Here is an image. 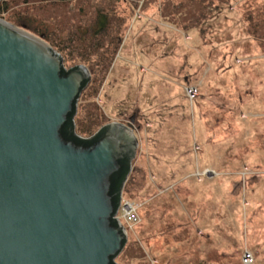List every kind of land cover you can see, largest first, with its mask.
<instances>
[{
    "label": "rangeland",
    "instance_id": "obj_1",
    "mask_svg": "<svg viewBox=\"0 0 264 264\" xmlns=\"http://www.w3.org/2000/svg\"><path fill=\"white\" fill-rule=\"evenodd\" d=\"M114 3L121 42L78 101L76 133L136 115L122 199L139 220L115 261L245 264L250 253L249 264H264V0H215L191 30L163 17L165 0ZM60 55L67 69L89 70ZM93 103L101 119L82 132Z\"/></svg>",
    "mask_w": 264,
    "mask_h": 264
},
{
    "label": "water",
    "instance_id": "obj_2",
    "mask_svg": "<svg viewBox=\"0 0 264 264\" xmlns=\"http://www.w3.org/2000/svg\"><path fill=\"white\" fill-rule=\"evenodd\" d=\"M63 69L43 37L0 18V264H117L127 241L114 187L136 115L88 144L67 136L91 75Z\"/></svg>",
    "mask_w": 264,
    "mask_h": 264
},
{
    "label": "trees",
    "instance_id": "obj_3",
    "mask_svg": "<svg viewBox=\"0 0 264 264\" xmlns=\"http://www.w3.org/2000/svg\"><path fill=\"white\" fill-rule=\"evenodd\" d=\"M89 1L6 0L0 2V17L2 19L17 23L22 28L41 35L45 41L68 60H78L89 68L93 76L83 88L79 100L86 96L90 87L96 82V76L101 75L104 78L107 74L118 44L121 42V31L124 24V19L119 17L115 10L114 0H94L93 4H90ZM214 1L165 0L162 15L169 22L178 25L189 21L190 25H184V28L191 30L201 23ZM60 7L66 10L59 11ZM50 24L54 28H51ZM62 25H64L66 31L65 38L62 37L61 31H58L60 27H63ZM77 66L74 65L69 69L64 66L63 72L68 73ZM93 104V106L91 105V112L88 113L90 125H83L84 122L82 124V119L79 118V128L82 132H92L94 125L101 119L100 116L102 115L98 112L99 108L95 103ZM78 112L79 106L77 103L70 122L64 127L67 136L88 144L108 129L109 125H105L90 138L80 137L76 133V115ZM131 171L132 159L128 156L124 160L123 170L114 187L118 207L122 199L124 185ZM115 259L116 257L113 258V262L117 263Z\"/></svg>",
    "mask_w": 264,
    "mask_h": 264
},
{
    "label": "built area",
    "instance_id": "obj_4",
    "mask_svg": "<svg viewBox=\"0 0 264 264\" xmlns=\"http://www.w3.org/2000/svg\"><path fill=\"white\" fill-rule=\"evenodd\" d=\"M139 207L136 203L121 199L120 205L116 212V219L118 222L125 228L126 232L127 226L131 227L139 220ZM245 264H249L253 262V257L250 253H246L243 259Z\"/></svg>",
    "mask_w": 264,
    "mask_h": 264
}]
</instances>
